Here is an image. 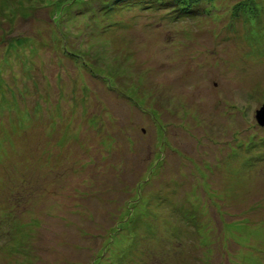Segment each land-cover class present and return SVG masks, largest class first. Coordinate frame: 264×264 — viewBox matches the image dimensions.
<instances>
[{
  "label": "rangeland",
  "instance_id": "obj_1",
  "mask_svg": "<svg viewBox=\"0 0 264 264\" xmlns=\"http://www.w3.org/2000/svg\"><path fill=\"white\" fill-rule=\"evenodd\" d=\"M115 1L0 0V264H264V11Z\"/></svg>",
  "mask_w": 264,
  "mask_h": 264
},
{
  "label": "trees",
  "instance_id": "obj_2",
  "mask_svg": "<svg viewBox=\"0 0 264 264\" xmlns=\"http://www.w3.org/2000/svg\"><path fill=\"white\" fill-rule=\"evenodd\" d=\"M126 0H116L115 1V3L116 4H118V3H122V2H125ZM131 1V0H130ZM136 1H138V0H134V3L136 2ZM147 1V0H146ZM152 2H158L159 4H161V1L162 0H151ZM167 1H169V0H167ZM181 1V3H182V5H181V7H183L184 9H186V8H188V7H190L191 5H192V3H195L197 0H180ZM141 2H145V0H141ZM244 2L246 3V4H244ZM244 2H242V4H244V5H240V6H238V8H237V10H238V12H239V10L241 9V10H251V11H257V10H259V11H264V0H246V1H244ZM242 7V8H241ZM252 15V14H251ZM259 21V20H258ZM260 23V22H259ZM67 50V52H68V54H71L70 52H69V49L67 48L66 49ZM125 251V250H124ZM124 251H122V252H124ZM125 253V252H124Z\"/></svg>",
  "mask_w": 264,
  "mask_h": 264
},
{
  "label": "water",
  "instance_id": "obj_3",
  "mask_svg": "<svg viewBox=\"0 0 264 264\" xmlns=\"http://www.w3.org/2000/svg\"><path fill=\"white\" fill-rule=\"evenodd\" d=\"M256 120L261 127H264V107L257 111Z\"/></svg>",
  "mask_w": 264,
  "mask_h": 264
}]
</instances>
